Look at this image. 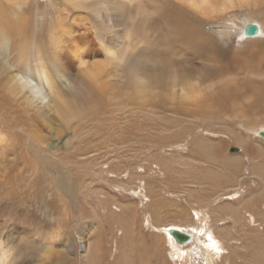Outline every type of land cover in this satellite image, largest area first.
<instances>
[{
	"label": "bare ground",
	"instance_id": "bare-ground-1",
	"mask_svg": "<svg viewBox=\"0 0 264 264\" xmlns=\"http://www.w3.org/2000/svg\"><path fill=\"white\" fill-rule=\"evenodd\" d=\"M7 1L12 5H8L4 0H0V194L2 192L8 194L12 191H22L25 188L36 185V183H32L35 179L31 181L28 180L31 182L30 184L26 180L29 169L36 163L35 156L38 159L53 162L54 160L67 158L69 156L80 158V156L86 154H93L96 152L103 153L101 152L102 150L108 149L106 147L108 143L106 137L107 133L113 138V135H116V133L120 131V127L121 130L123 129L122 131H125L123 133L127 134L126 136L123 134L124 137L119 133L125 138L124 142L120 145H124L125 156L127 155V162L129 164L131 162L130 154L132 147L129 145V138L131 137H129V134L131 132L128 131V127L130 128L132 126V130L135 131L136 129H134L133 126L137 123L134 122L132 115L143 114L142 117L145 119H142V117H140V119L145 121L146 118L152 115L149 111H153L156 108L162 110L169 104L176 105V108L179 107V109L181 106L186 108L184 110L188 109L192 111V117L203 118L204 116L206 117V115L212 116L209 114L210 109H212L218 111L219 114L224 113L229 117L242 118L245 121L244 128L253 133L259 132V130L252 127V124L249 122V112L242 108L243 105L240 102V96H237L234 90H230L227 93V89L225 88L217 87L214 91L211 90L217 85L227 87L229 80L236 76L234 73H223V71H219L213 64L215 60H212L213 62L211 60H204L200 66L194 65L187 60L185 55L184 58L180 53L176 54L168 43V39L174 38L178 40V42H181L182 45L187 46L190 50L195 51L199 58H202L203 55H200V53L203 52L204 49L199 44L200 41L194 37L195 27L192 29L186 26L188 19L192 18L197 20L203 27L202 23L205 19L211 20L220 18L228 11L238 7L244 9L243 7L247 5L251 6L249 4H251L252 1H254L256 6L257 3H259L257 0H171V2L168 0L169 2L167 3L169 6L171 7V5H174L175 8L178 9L175 10L179 11V16L184 19V21H181V19L173 17V19H170V17H168L170 19V21H168L171 29L170 37L164 35L156 25L151 23L150 15L153 13L145 9V1L153 2V0H65L77 12L89 14V17H85L84 19L87 22L85 25L92 26V28L94 26L93 31H90V28L86 27L83 35L85 39H90V37H92L93 41H97L98 46L105 53V60H96L92 65H89L85 61L87 59H84L86 56H91V48L88 52H85L83 48L82 51L80 50L77 44L78 42L73 36L74 31L67 28V20L65 17L62 18L61 15L52 18L50 22L51 39L48 44L49 48L46 49L44 47V36H38V32L32 27L35 25L33 23L35 22V16L29 17L27 15L26 17L24 13L20 12L19 10L22 6L19 4V0ZM263 6L264 5H262V7ZM70 10L71 8H68V11ZM231 22L236 27H240L239 35L245 41H253L264 36V25L251 17L244 19V21L241 22L243 25L240 23V25H238V23L236 24L234 19L231 20ZM251 24L258 27L259 33L249 37L245 33L247 26ZM39 41L42 45L38 44L40 43ZM261 52L256 54L257 57L253 60L255 62L252 63L250 60L252 65H245L243 63L245 60L242 62L243 64L241 63L242 65H237L242 69L239 73L243 74V77L244 75H249L261 79V72L264 70L262 66L264 65V53ZM181 53L183 55L184 51ZM84 54H86V56ZM73 55L79 60V66L73 65ZM82 57L84 58L82 59ZM261 66L262 68H260ZM232 74H234V76H232ZM231 80L233 81V79ZM248 81L249 79L247 82ZM260 81L263 82L262 80ZM261 82L259 85H255L259 93L264 96V82ZM44 88H46L47 93H45ZM246 93H248V91H246ZM245 95L242 96L243 100H252L251 109L255 110V112L257 111V114H259L260 108L258 107L260 106H258L257 99L253 96ZM248 102L251 103V101ZM107 106L112 107V109H106ZM177 113L179 112L177 111ZM119 116H122V118H119ZM130 117L133 118V124ZM137 118L139 119L138 116ZM121 119H123V121ZM58 121L60 128L56 125ZM88 122H93L94 124L92 127L93 134L90 133L91 139H88V137L86 138V135L83 137V133H81L83 136L79 133L80 128ZM103 125H105V129L100 128V126ZM122 125L125 127H122ZM87 127L90 126L87 125ZM135 127L137 128V126ZM143 132L144 130L142 133ZM142 133L141 135L144 136ZM142 136L140 137L143 139ZM262 136L264 137V132ZM233 138L234 143H239L240 139L235 136ZM191 143L192 152L208 157V159H210L208 162L221 164L222 169H220L226 177L219 176L217 175L218 172L214 174L215 172L212 173L211 171L208 173V178L206 176L207 180H204L203 175L201 176L198 174L202 177V180L206 181L204 184L207 183V189L210 192H198L199 194H195V196L192 193L191 197L189 194L190 202L191 199L195 197L197 200L195 202L196 205L202 208L201 210L203 212L194 211L195 214H187L179 209V213L174 216V220L180 223L179 220H186L182 217V215L185 214L190 217V220L192 219L193 223L189 224V222L184 221V225L176 224L173 229H168V232H170V237L168 239L170 240L172 248L171 253H174L175 257L179 260L186 259L184 257L185 253H196L197 249L199 250L202 245V248L205 247L206 249H211V251L203 250V252L200 250L202 253H199V257L210 260L212 255H216L218 258H221L223 256L222 254H224V249L219 244L220 241H218L216 237H213L207 229L206 220H204L205 223H203L201 218L209 214L213 216L217 222L220 223L221 221L222 223L227 218L226 214L236 215L233 208H227L229 207L228 205H217L222 198H235L238 203L243 202L247 204L246 199L242 197L244 190L241 187L243 182L247 179H243L242 182H239L240 176L237 175L238 173L236 171L238 167L242 166L243 160L226 157L225 149L222 148L224 147L223 144L217 147L208 146L204 143L202 138L199 137L193 139ZM241 143L242 149L247 151L245 153L248 156L247 158L251 161V166H248V170L252 174L257 175L256 170H264V160H256L255 157L261 156L264 159V154L256 145L248 144L244 141ZM107 152L108 151H105L104 153ZM111 163L113 165L109 163V167L113 169L117 167L118 170L119 166L117 164L115 165L113 162ZM79 164H81L80 161ZM59 166L61 165L59 164ZM215 167L216 166H214V168ZM205 172L206 171H204V173ZM71 173L72 171L68 168L60 167V175L54 182L57 191L66 193L74 189L73 183L67 182V176ZM195 173L194 176L199 179L197 172ZM135 177L138 178L137 176ZM149 183L152 186L151 181H149ZM40 184L41 183H38L37 186H40ZM122 188L124 187L122 186ZM150 190L148 189V192H150ZM151 196L153 197L154 195ZM157 197L161 199L160 196ZM155 199L153 198L152 200ZM158 199L156 200L158 201ZM109 200L110 199L103 200L102 204L109 205ZM255 200H257V195L251 199V201ZM156 204H159L160 208H163L160 202H156ZM51 205L52 204H50V206ZM48 206L49 204L47 203L45 207ZM207 207H209V209H207ZM120 208H122L123 211L125 206H121ZM154 209H156V206ZM204 209L207 210L204 211ZM1 210L3 209L0 207V211ZM150 210H153V208ZM111 213H109V216H111ZM157 213L156 211L155 214ZM166 213L165 215H167ZM238 213H242V209H239ZM51 214L53 215V213ZM155 214L152 213L151 215L156 216ZM161 214L162 211L159 209L157 215L160 216ZM1 215L2 212L0 213V217ZM118 215L116 214V216ZM112 216L113 217L110 218H115L113 214ZM195 217L198 218L199 227H192L195 224ZM153 218L155 219V217ZM158 218L159 217L156 216V221L159 219L162 220V218ZM163 218V222L167 221L164 216ZM3 220L4 219H2V221ZM161 220H159V223ZM190 220L188 219V221ZM10 223L12 224L13 222L10 221ZM166 225L164 227H157L158 225H156V227L166 229ZM17 227H19V225ZM6 229V227L5 230L4 227L0 229V264H33L30 260L26 259L28 255H33L37 250L35 241L31 240L30 237L21 238V241L25 243V247L29 253H25L26 255L20 258V255L19 257L16 255V249L13 247L15 237L13 234H7ZM10 230L12 231L13 227ZM225 230L227 232L220 230L222 231L221 233L224 240L227 239L229 242H240V245L235 246V243L233 244V256L228 260L229 262L227 264H264V221L250 220L242 222L240 225L238 224L235 226V234H232L230 227L225 228ZM178 233L185 235L187 238L186 241H179L176 237ZM128 234L129 233H127V237H129ZM201 236L204 237L202 238ZM123 237L125 238V236ZM206 237L208 239H205ZM209 237H211V240ZM141 247H143V245L140 246V249ZM185 247L188 248L187 251H185ZM85 248L89 249V245H86ZM58 252L61 253V251ZM145 255H141L143 259ZM115 259L117 260V258ZM174 260L176 259L174 258ZM96 261L98 262V260H95V262ZM147 261L148 259H146L145 262L147 263ZM95 262H92V264H95ZM145 262L144 264H146ZM61 263L63 264V262Z\"/></svg>",
	"mask_w": 264,
	"mask_h": 264
},
{
	"label": "rangeland",
	"instance_id": "rangeland-1",
	"mask_svg": "<svg viewBox=\"0 0 264 264\" xmlns=\"http://www.w3.org/2000/svg\"><path fill=\"white\" fill-rule=\"evenodd\" d=\"M257 1L259 3H257L256 6L254 1H252L251 4H249L251 6L247 5L246 7H243L244 9L239 7L233 9L234 13L233 10H230L220 18H214L211 20L205 19L204 21L206 22L203 21L202 23L203 27L197 20L192 18L188 19L186 26H189L192 29L195 27L194 37L200 41L199 44L204 49V51L200 53V55H203V59L199 58L195 51L190 50L187 46L182 45L181 42H178V40L174 38L168 39V43L169 46L174 49L176 54L180 53L184 58L186 56L187 60L194 65L200 66L204 60H215L216 63L212 62L219 71H223V73H234L236 76L232 74V76H234L231 78L233 81L230 79L227 87L217 85L211 90L214 91L217 87L227 89L226 93L230 90H234L236 95L240 96V102L243 105L242 108L249 112L248 119L252 124V127L257 128L260 133H253L244 128L245 121L242 118L229 117L224 113L219 114L218 111L212 109H210L209 114L213 117L210 115H206V117L204 116L203 118L192 117V111L188 109L184 110L186 108L181 106L180 110L179 107L176 108V105L169 104L162 110L156 108L153 111H149L147 109L152 115L149 118H146L145 121L142 120L145 119L142 117L143 114L132 115L134 122H137L138 124H134L137 128L133 126V128L136 129L135 131L132 130V126L130 128L128 127V131L131 132L132 135L134 133L133 136L131 133L129 134V137L131 136L129 138L131 144L129 142V145L132 147L130 154L131 158L129 157L131 162L129 164L127 162V155L125 156L124 145H120L125 140L123 136L127 135L126 133H123L125 131H122L123 129L121 130V127L116 135L111 134L113 135V138L107 133L106 137L108 143L106 144V147L108 149L102 150L101 152L103 153L96 152L93 154H86L80 156V158L69 156L70 158L67 157L54 160L53 162L44 161L35 156L36 163H34L29 169L26 180L31 181L32 179H35L32 183H36V185L30 188H25L22 191H12L8 194L2 192L0 194V207L3 209L0 211V213L2 212L0 217V229L1 227H4L5 230L6 227V233L14 235L15 241L13 242V247H15V253L18 257L20 255V258H22L26 255L25 253H29L25 247V243L21 241V238L30 237L31 240L35 241L37 250L33 255H28L26 260H30L33 264H62L61 262H63V264H92L95 260H98L95 264H144L146 259H148L147 263L145 262L146 264H227L229 262L228 260L233 256V244L235 243V246L240 245V242H229L227 239L224 240L221 232L226 231L225 228L230 227L232 234H235V226L238 224L240 225L242 222L250 220L264 221V170H256L257 175L252 174L248 170V166H251V161L247 158L248 156L245 153L247 151L243 150L241 147V142L244 141L245 143L258 146L264 154V138L261 137V132H264V96L259 93L255 85H259L261 82L260 80L264 82V65H262L263 71L261 72V79L249 75H244L243 77V74L239 73L242 69L237 66L244 60L245 62L243 63L245 65H252V63L255 62L253 60L257 57L256 54H259L262 50L264 53V49H262L264 48V39H262L264 36L253 41H245L239 35L240 27H236L231 22V20L234 19L236 24L243 25L241 22L244 21V19L251 17L255 19V21L264 25V6L262 7L264 1ZM4 2L8 5H12L7 0H4ZM167 2L169 1H145V9L147 11L150 10V12L152 11L153 13L150 15L151 23L156 25L164 35L170 37L171 29L168 21H170L172 17L181 19V21H184V19L179 16L178 9L175 8L174 5H171L170 7ZM19 4L22 6L19 11L24 13L26 17L27 15L29 17H36H34L35 22H33L35 25L33 24L34 26L32 27L38 32V36H44V41L47 45L44 44V47L46 49L49 48L48 44L51 39L50 22L53 17L55 18L62 15V18L65 17L67 20V28L74 31L73 36L78 42L77 44L79 45L80 50L82 51L83 48L85 52H88L91 48V56H86V54H84L86 57L84 56L85 58L82 57V59H87L85 61L89 65L95 63L96 60H105V53L100 49L97 41H93L92 37H90V39H85L83 35L86 27H89L90 31H93L94 29V26L92 28V26L85 25L87 22L84 19L85 17H89V14L77 12L65 0H19ZM68 8H71V10L68 11ZM168 17H170V19ZM38 44L42 45L41 42ZM207 44L210 45L208 46ZM182 51H184L183 55L181 53ZM73 56V65L79 66V60L75 58V55ZM262 66L260 68H262ZM248 79L249 81L247 82ZM44 90L45 93H47L46 88H44ZM246 91H248V93H246ZM243 95L253 96L257 99L258 106H260L258 107L260 108L259 114H257V111L255 112V110L251 109L252 100H243ZM248 101H251V103ZM110 108L112 109V107L107 106L106 109ZM177 111L179 113H177ZM120 117L122 118V116H119V118ZM140 117H142V119H140ZM133 118H131V121ZM121 120L123 121V119ZM134 122L132 121V124ZM56 125L60 128L59 121ZM87 125L90 127H87ZM93 125V122L84 124L83 127L80 128L79 133H83L84 136L81 134L83 137L86 135V138L88 137V139H91L92 137L90 136L93 134ZM104 127L105 125L100 126L102 129H105ZM122 127L125 126L122 125ZM141 129L142 131L144 130L143 133ZM119 133L124 135L121 136ZM137 133L139 137L142 136L141 133L144 134L145 137L142 136L143 139L141 137L139 139ZM233 135L240 139L239 143H234ZM196 137L202 138L204 143L208 146L217 147L223 144L224 147L222 148L225 149L226 157L243 160L242 166L238 167L236 171L238 173L237 175L240 176L239 182H242L243 179H247L241 186L244 190L242 197L246 199L247 204H244L243 202L238 203L235 198H222L219 200V203L217 202V205H228L229 207L227 208H233L236 215L226 214L227 218L222 223L221 221L220 223L217 222L215 218L209 214H206L205 217L201 218L203 223H205L204 220H206V226L211 235L220 241L219 244L224 249V254H222L223 256L221 258H218L216 255H212L210 260H207L204 257H199V253H202L200 250L211 251V249H206L205 247L202 248L201 245V248L199 250L197 249L196 253H185L184 257L186 259L179 260L175 257L174 253H171L172 248L170 240L168 239L170 237L168 229H173L176 224L184 225V221L189 222V224L193 223V221L192 219L190 220L189 216L184 214L182 217L186 220H179L180 223H178V221L174 220V216L179 213V209L187 214H195L194 211L203 212L201 210L202 208L196 205L195 202L197 200L195 197H193L190 202L191 194L193 193L195 196V194L198 195L202 191L210 192L207 189V183L204 184V182H206L204 180H207L208 173L211 171L212 173L215 172L214 174L218 172L217 175L226 177L221 170V164L218 163V165L217 163L208 162L210 161L208 157L192 152L191 142ZM105 151L108 152L104 153ZM255 159L264 160L261 156H256ZM79 161L81 164H79ZM111 162L119 166L118 170L117 167L116 169L109 167L110 165H113ZM59 164L61 166H59ZM213 165L216 167L214 168ZM60 167L68 168L72 171V173L67 176L69 180L66 177L67 182L71 184L73 183L72 185H74V189L70 192L61 193L60 191H57L55 187L54 182L60 175ZM204 171L206 172L204 173ZM195 172H197V176H199L198 174L201 176L203 175L204 180H202V177L200 176L199 179H197V177L194 176L196 174ZM149 181H151L152 186ZM30 183L31 182H29V184ZM38 183H41L42 186L41 184L40 186H37ZM122 186L124 188H122ZM148 189H151L150 192H148ZM151 195H154L156 199L159 198L157 196H160L162 201L160 198V201L159 199L157 201L155 197H152ZM256 195L257 200L251 201ZM153 198L155 200H152ZM106 199H110L109 201L111 204H102L103 200ZM156 202H160V205H163V208L166 209H163L162 207L160 208L159 204L157 205ZM47 203L49 206L45 207ZM50 204L52 205L50 206ZM121 206H125L123 211L122 208H120ZM127 206L130 207L128 208ZM155 206L156 209H154ZM150 207H152L153 210H150L152 209ZM157 208L162 211L160 216L157 215L159 213V209ZM174 208H177L178 210ZM162 209L165 213L167 211V215H165ZM207 209H209V207H207ZM207 209H204V211ZM239 209H242V213H238ZM155 210L158 212L157 214H155ZM51 213H53V215ZM109 213H111V216H109ZM152 213L157 217L162 218V220L158 218L161 220L160 223L159 220L156 221V216L151 215ZM112 214L115 218H110L113 217ZM116 214L120 215L116 216ZM163 216L167 221L163 222ZM153 217H155V219ZM2 219L4 220L2 221ZM188 219L190 221H188ZM9 220L13 223L11 224ZM197 220L198 218L195 217V224L192 227L200 226ZM155 224L158 225L157 227H164L167 224V228H157ZM18 225L19 227H17ZM12 227L13 230L11 231L10 229H12ZM127 233H129V237H127ZM122 235L125 236V238ZM201 237L203 238L204 236ZM205 239L208 238L206 237ZM86 245H89V249L85 248ZM139 245H143L145 248L141 247L140 249ZM187 250L188 248L185 247V251ZM58 251H61V253ZM143 254H147L144 256V259L142 257ZM115 258H117V260ZM174 258L176 260H174Z\"/></svg>",
	"mask_w": 264,
	"mask_h": 264
},
{
	"label": "water",
	"instance_id": "water-1",
	"mask_svg": "<svg viewBox=\"0 0 264 264\" xmlns=\"http://www.w3.org/2000/svg\"><path fill=\"white\" fill-rule=\"evenodd\" d=\"M258 33H259V32H258V27L255 26L254 24H251V25L247 26V28H246V35H247V36H249V37H251V36H255V35H257ZM261 137L264 138V137L262 136V133H261ZM176 237H177V239H178L179 241H186V239H187L185 235L180 234V233L176 234Z\"/></svg>",
	"mask_w": 264,
	"mask_h": 264
},
{
	"label": "snow or ice",
	"instance_id": "snow-or-ice-1",
	"mask_svg": "<svg viewBox=\"0 0 264 264\" xmlns=\"http://www.w3.org/2000/svg\"><path fill=\"white\" fill-rule=\"evenodd\" d=\"M209 239L211 240V237H209Z\"/></svg>",
	"mask_w": 264,
	"mask_h": 264
}]
</instances>
